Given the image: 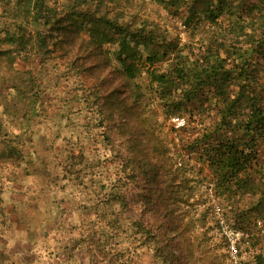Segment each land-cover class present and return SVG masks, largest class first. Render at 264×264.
<instances>
[{"label": "rangeland", "instance_id": "obj_1", "mask_svg": "<svg viewBox=\"0 0 264 264\" xmlns=\"http://www.w3.org/2000/svg\"><path fill=\"white\" fill-rule=\"evenodd\" d=\"M38 1L37 10L33 0H0V262L16 251L17 264H264L261 189L252 199L218 194L189 146L222 107V71L239 115L242 100L264 101V0H212L221 10L210 16L205 0ZM88 17L118 19L149 41L137 45L134 77L115 43L89 36ZM21 32L30 41L18 45ZM177 65L206 81L181 82ZM148 70L173 83L162 91ZM181 175L189 190L172 188ZM256 177L263 183L264 171ZM151 203L197 209L187 232L204 230L208 251L183 243L162 261L147 244L129 248V216L146 218L139 209Z\"/></svg>", "mask_w": 264, "mask_h": 264}, {"label": "trees", "instance_id": "obj_2", "mask_svg": "<svg viewBox=\"0 0 264 264\" xmlns=\"http://www.w3.org/2000/svg\"><path fill=\"white\" fill-rule=\"evenodd\" d=\"M123 1L125 2L126 0ZM33 6L38 10L40 8L39 1L33 0ZM204 6L207 16L217 15L220 12L219 10H221L212 0H205ZM87 21L91 22V33L89 36L95 38L98 42L115 43L117 45L116 58L122 65L124 72L130 77H134L136 72V63L134 61L141 58L137 45L139 43L146 44L149 41L144 38L138 29L129 31L127 28L128 23H122L118 19L88 17ZM98 24H102L103 27L99 29ZM104 26L106 29H104ZM108 31L111 33H108ZM14 40L17 41L18 45L25 44L30 41V37L26 33L21 32ZM155 58H158L156 54L149 53L143 60H147L152 64L156 60ZM128 59H130L129 62ZM175 71L181 82L192 81V86L206 81L205 78L201 77L203 73L197 70L189 73L185 65H177ZM148 74L152 81L159 84L157 86L161 85L162 91L166 88L165 82L173 83V80L164 77L165 73H156L154 70H148ZM226 76L224 71H222L217 78L216 84L217 91L215 93L217 100L222 103V107L217 109L211 125L203 128L201 132L198 131L189 146L191 150L198 154V159L203 161L206 168L211 171L214 178L213 185L218 194H230L232 196V194L234 195L238 192L237 190H240V195L246 197V199H252V197L257 196V189L259 188L261 189L259 195L264 198V182L261 183L259 181V185H257L256 177L257 174L264 171V101L256 95H251L242 100L240 106L242 103L244 106L239 110V115L236 112V105L239 102L238 95L230 97L223 89L222 83L227 80ZM6 86L15 88L14 79L7 81ZM186 92L189 93V88H187ZM136 148V145L132 144V142L129 144L130 152ZM188 180H191V178L187 179V177L181 175L177 184H171L172 188L189 190L191 187L186 186ZM151 191L154 196L153 190ZM149 193L143 195L147 203L150 202ZM184 195L189 196L184 192L176 196L182 198ZM260 203L257 201L256 204ZM196 210L189 215L187 209H182L179 212L171 207L161 206L159 203H151L148 207L140 208L138 215H146V218L137 219L134 215L129 216V229L133 232V234H129V248L147 244L151 247V251L154 252L153 257L162 261H166V259L168 261L166 256L177 258L174 251L180 250V246L183 243L186 244L185 248H188L189 251H208L206 243L203 246L200 245L203 237H207L204 230L197 235L187 232L188 223L191 220H195L192 215L194 213L197 214L198 211ZM245 214V212L241 211L239 217L242 218L244 215L247 219ZM5 215L7 216V214ZM198 215L201 219L204 218L202 212ZM25 220L26 215H23L20 222L27 224L29 221ZM194 240H196V245H194ZM163 251L166 252L163 253Z\"/></svg>", "mask_w": 264, "mask_h": 264}, {"label": "crops", "instance_id": "obj_3", "mask_svg": "<svg viewBox=\"0 0 264 264\" xmlns=\"http://www.w3.org/2000/svg\"><path fill=\"white\" fill-rule=\"evenodd\" d=\"M8 256L7 258H4L0 264H17V262L15 261V258L17 259L19 253H17L16 251H8ZM40 258V257H39ZM25 261H27L25 264H42L38 259H33L32 263L31 260L26 258Z\"/></svg>", "mask_w": 264, "mask_h": 264}, {"label": "built area", "instance_id": "obj_4", "mask_svg": "<svg viewBox=\"0 0 264 264\" xmlns=\"http://www.w3.org/2000/svg\"><path fill=\"white\" fill-rule=\"evenodd\" d=\"M172 120L177 127L184 125V118L183 117L175 116L172 118Z\"/></svg>", "mask_w": 264, "mask_h": 264}]
</instances>
